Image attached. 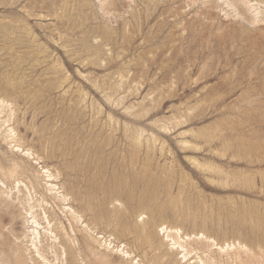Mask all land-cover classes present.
<instances>
[{
  "label": "rangeland",
  "instance_id": "obj_1",
  "mask_svg": "<svg viewBox=\"0 0 264 264\" xmlns=\"http://www.w3.org/2000/svg\"><path fill=\"white\" fill-rule=\"evenodd\" d=\"M125 1L0 0V264H264V0Z\"/></svg>",
  "mask_w": 264,
  "mask_h": 264
},
{
  "label": "bare ground",
  "instance_id": "obj_2",
  "mask_svg": "<svg viewBox=\"0 0 264 264\" xmlns=\"http://www.w3.org/2000/svg\"><path fill=\"white\" fill-rule=\"evenodd\" d=\"M59 1V0H58ZM125 1V0H124ZM119 2H121V1H119ZM126 2V1H125ZM49 3V2H48ZM177 33V32H176ZM63 85V84H62ZM148 140V139H147ZM27 151V150H26ZM65 151V150H64ZM7 160V159H6ZM145 167H147V166H145ZM19 168V167H18ZM7 169V168H6ZM20 169V168H19ZM5 172V171H4ZM112 179H113V177L111 176L110 177V181H112ZM22 182V181H21ZM19 183V182H18ZM25 184V183H24ZM5 185V184H4ZM53 187H54V185H53ZM51 188V187H50ZM66 193V192H65ZM109 193L110 194H113V193H115V190L114 189H110V191H109ZM60 194V193H59ZM61 195V194H60ZM64 197V196H63ZM60 198V197H59ZM65 200V199H64ZM63 203V202H62ZM74 203V202H73ZM77 203V202H76ZM3 204H5V203H3ZM6 205V204H5ZM2 206V205H1ZM71 208V207H70ZM29 213V212H28ZM46 214V213H45ZM144 214V213H143ZM69 217V216H68ZM30 219V218H29ZM35 224V223H34ZM39 224V223H38ZM158 228V227H157ZM162 229V228H161ZM160 229V230H161ZM178 231V230H177ZM36 232V231H35ZM179 232V231H178ZM122 243V242H121ZM180 245V244H179ZM63 249V248H62ZM72 255V254H71ZM184 258V257H183ZM201 263V262H200Z\"/></svg>",
  "mask_w": 264,
  "mask_h": 264
}]
</instances>
